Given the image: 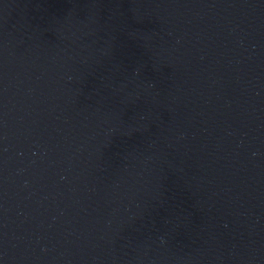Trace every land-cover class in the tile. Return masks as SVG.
I'll use <instances>...</instances> for the list:
<instances>
[{
	"label": "water",
	"instance_id": "1",
	"mask_svg": "<svg viewBox=\"0 0 264 264\" xmlns=\"http://www.w3.org/2000/svg\"><path fill=\"white\" fill-rule=\"evenodd\" d=\"M0 264H264V0H0Z\"/></svg>",
	"mask_w": 264,
	"mask_h": 264
}]
</instances>
